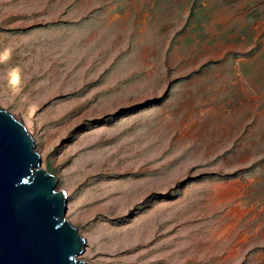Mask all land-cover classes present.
Masks as SVG:
<instances>
[{"label":"rangeland","instance_id":"obj_1","mask_svg":"<svg viewBox=\"0 0 264 264\" xmlns=\"http://www.w3.org/2000/svg\"><path fill=\"white\" fill-rule=\"evenodd\" d=\"M0 105L88 264H264V0H0Z\"/></svg>","mask_w":264,"mask_h":264},{"label":"water","instance_id":"obj_2","mask_svg":"<svg viewBox=\"0 0 264 264\" xmlns=\"http://www.w3.org/2000/svg\"><path fill=\"white\" fill-rule=\"evenodd\" d=\"M42 166L32 132L0 105V264H88L68 192Z\"/></svg>","mask_w":264,"mask_h":264},{"label":"crops","instance_id":"obj_3","mask_svg":"<svg viewBox=\"0 0 264 264\" xmlns=\"http://www.w3.org/2000/svg\"><path fill=\"white\" fill-rule=\"evenodd\" d=\"M234 209H240V212L239 213H237V214H234L233 212H231V213H233L232 214V216H233V221H232V224L233 225H231V224H229V225H227L228 226V229H225L227 226H224V227H222V229L221 230H223V232L222 233H220V236H221V238H223V237H226L227 235H229L230 234V231L234 228V226H235V221L237 220V219H239L241 216H242V214H244L245 213V211H246V208H243L242 206H235L234 207ZM229 212H230V210H229ZM228 212V213H229ZM230 230V231H229ZM227 233V234H226ZM229 233V234H228ZM246 240V236H244V235H242V237L240 238V242H244Z\"/></svg>","mask_w":264,"mask_h":264},{"label":"bare ground","instance_id":"obj_4","mask_svg":"<svg viewBox=\"0 0 264 264\" xmlns=\"http://www.w3.org/2000/svg\"><path fill=\"white\" fill-rule=\"evenodd\" d=\"M235 212H233L234 214H237L240 212V209H234ZM230 231V230H229ZM227 234V233H226ZM229 234V233H228ZM228 236V235H227Z\"/></svg>","mask_w":264,"mask_h":264}]
</instances>
